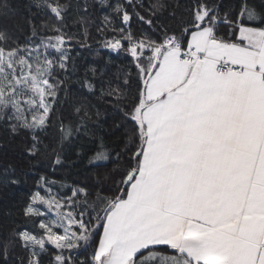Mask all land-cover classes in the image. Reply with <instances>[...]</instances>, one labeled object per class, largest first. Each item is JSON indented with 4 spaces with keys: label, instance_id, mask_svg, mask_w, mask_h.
<instances>
[{
    "label": "snow or ice",
    "instance_id": "snow-or-ice-1",
    "mask_svg": "<svg viewBox=\"0 0 264 264\" xmlns=\"http://www.w3.org/2000/svg\"><path fill=\"white\" fill-rule=\"evenodd\" d=\"M0 131V264H264V0H3ZM84 137L94 173L37 176Z\"/></svg>",
    "mask_w": 264,
    "mask_h": 264
},
{
    "label": "trees",
    "instance_id": "trees-1",
    "mask_svg": "<svg viewBox=\"0 0 264 264\" xmlns=\"http://www.w3.org/2000/svg\"><path fill=\"white\" fill-rule=\"evenodd\" d=\"M3 0H0V3H2ZM9 3H17L18 0H8ZM82 2V0H81ZM91 2V0H89ZM73 5L77 3V0H72ZM102 17L97 16H91L87 19L86 22V29H87V35H85V27H82V19L80 15L76 14L75 8L73 11L69 14L67 19V28L66 31L69 35L73 36V40L70 43L71 48V55L76 59V63L79 64H85L86 62L93 61L98 58V53L100 56L107 57L110 55V53L103 49L101 46V41L103 39H106L112 35H114L110 30L105 32L103 35L97 30L100 21ZM140 26L137 25L135 22L132 24L131 31L135 32ZM81 43L85 44V47H81ZM79 53V55H77ZM115 70V69H113ZM83 70L81 69V72ZM68 87L71 89H75L77 85L74 84L73 81H69ZM63 96L64 94L61 93ZM91 123V122H90ZM107 125H104L103 130H101L98 133V136L104 137V143L107 148V150L110 153L111 157L115 156V152H112V148L115 146L112 143L113 138L108 136L106 134ZM4 134L2 131H0V137H2ZM94 137H84L82 139V143L85 145V147L81 150L82 152V158L77 159L75 155V149H68L65 152V155L68 156V158L76 163V167H69L65 166L64 168L57 167L55 171L52 170V165L49 160L41 159L36 162V168L39 169L37 172V176L39 174H48L50 178H54L56 180L64 179V182L67 184H72L73 181L81 180L82 177L86 174L90 175L94 173L95 169H90L86 171L88 167V156L92 155L95 151H97V143L98 141L94 142ZM120 147H123V144L120 145ZM119 148H116V151H119ZM103 163V162H101ZM109 168L113 167L112 164L108 165ZM32 181L29 182L27 186L21 185L20 190L15 191V196L17 197V200L12 201L13 204H17L20 200L26 197L27 192L33 187ZM57 188H59V185H57ZM55 190V189H54ZM62 191L67 192L69 195L71 194L68 189H64ZM17 219L19 221H23V217L17 216ZM21 227H26L28 229L32 228V225L30 222L27 223H21Z\"/></svg>",
    "mask_w": 264,
    "mask_h": 264
},
{
    "label": "rangeland",
    "instance_id": "rangeland-1",
    "mask_svg": "<svg viewBox=\"0 0 264 264\" xmlns=\"http://www.w3.org/2000/svg\"><path fill=\"white\" fill-rule=\"evenodd\" d=\"M103 40H105V39H103ZM103 40H102V41H103ZM102 41L100 42L101 44H102Z\"/></svg>",
    "mask_w": 264,
    "mask_h": 264
}]
</instances>
